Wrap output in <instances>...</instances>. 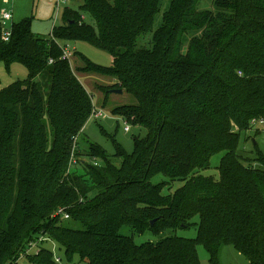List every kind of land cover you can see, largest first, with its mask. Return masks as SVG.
I'll return each instance as SVG.
<instances>
[{"label":"trees","instance_id":"obj_1","mask_svg":"<svg viewBox=\"0 0 264 264\" xmlns=\"http://www.w3.org/2000/svg\"><path fill=\"white\" fill-rule=\"evenodd\" d=\"M160 11L161 0H83L50 38L25 20L5 42L0 26V62L29 71L0 89V264L16 263L42 236L73 264H201L199 244L210 264H221L227 246L264 264V151L255 144L254 158L240 154L242 133L264 120V0H173L154 29ZM149 33L152 47L139 48ZM60 42L93 45L113 66L75 51V72ZM78 74L107 80L98 87L104 106L114 90L134 101L111 112L148 136L134 139L132 154L114 141L120 164L93 143L88 161L78 158L99 113ZM219 154V174H203ZM61 208L76 227L55 217ZM193 226L196 239L138 244L123 233ZM27 259L56 264L51 249Z\"/></svg>","mask_w":264,"mask_h":264},{"label":"rangeland","instance_id":"obj_2","mask_svg":"<svg viewBox=\"0 0 264 264\" xmlns=\"http://www.w3.org/2000/svg\"><path fill=\"white\" fill-rule=\"evenodd\" d=\"M172 2L173 0H161V11L156 17L154 29H158L161 26L163 15L169 10ZM58 3L59 0H9V3L5 4L3 0H0V26L4 31H8L12 24L30 20L32 22L31 30L35 35L50 38L54 28H59L63 25L65 10L69 8L79 11L80 4L83 3V0H69L67 4L62 3L59 10ZM5 11H9L12 14L11 21L7 22L3 19V13ZM85 21L93 23L87 18V16H85ZM152 41L153 35L151 33L141 36L138 40V47L150 48L152 47ZM60 44L63 46L67 45V43L63 42H60ZM67 46H69L72 53L78 51L97 65L107 68L113 66V57L109 53L104 52L93 45L88 43H72ZM72 62L73 68L76 72V68L82 65V63L78 57H74ZM28 76L29 71L23 64L13 63L8 71L5 64L0 62V89L9 87L16 81H24ZM78 76L88 91L94 94L95 98H93L95 107L98 112L101 113L100 116H93L85 126L80 138L79 146L76 147L80 154L78 158L88 161L86 158V151L88 150L89 144L93 143L105 150L112 160L116 161V164H120L119 159L114 157L116 154L114 141L120 144L127 153L132 154L135 151L134 139L138 138L140 140H146L148 136V131L146 129L135 127L131 123L125 122L122 118L113 115L111 112V110L116 107L131 104L134 101L128 94H112L109 102L104 106L105 93H103L98 87L110 85L107 80L100 76L87 77L82 74H78ZM127 127L130 128V131H126ZM255 144H258V147L264 151V125H258L251 130L242 133L240 154L243 158H254ZM221 157L222 154L213 157L211 160V168L204 171L203 174L206 176L218 175L219 173L217 169L220 165ZM163 179L166 178L158 176L155 178V182L158 183ZM181 184L182 183L179 182L173 183L172 192L180 187ZM165 192L167 193L168 191L166 190ZM198 220L199 219L197 218L195 221L198 222ZM63 223L64 226L68 228L76 227V223L69 221V219L65 220ZM123 233L129 236H134L135 241L138 244H142L146 242L157 243L174 235L196 239L198 228L193 226L186 230H168L161 235H156L151 231L140 235L126 229L123 230ZM54 243L56 244V242ZM42 248L50 250L52 245L50 242H47ZM197 249L201 264H210V256L205 246L199 244ZM33 252L36 253L37 251L33 250ZM220 261L221 264H249L246 257L234 246H227L222 249Z\"/></svg>","mask_w":264,"mask_h":264},{"label":"built area","instance_id":"obj_3","mask_svg":"<svg viewBox=\"0 0 264 264\" xmlns=\"http://www.w3.org/2000/svg\"><path fill=\"white\" fill-rule=\"evenodd\" d=\"M5 4H8L9 3V0H3ZM69 0H59V3H58V10H59V7L62 3L64 4H67ZM3 19L5 21H11L12 20V14L9 12V11H5L3 13ZM11 37V31H7L4 33V36H3V40L5 42H8L9 39ZM60 48L62 49L63 51V57L62 59L64 60H71L72 59V56H73V53L72 51L70 50L69 46H63L60 44ZM54 60H50V63H53ZM101 113H98L96 114V116H100ZM252 124H254L255 126H258V125H264V120H261L259 123L256 122L255 120L252 122ZM126 131H130V128L127 127L126 128ZM74 162V160H73ZM55 217H62V219L64 220H68L70 219V216L66 213V210L61 208L59 209V211H57L55 213ZM47 242H50L51 245H52V248H51V251L53 252V255H54V262L56 264H73V263H69L65 260L64 257H62L59 252H58V246L54 243L53 240L47 238L46 236H42L40 239L36 240L35 242H32L28 249H27V252L23 255H21V257L16 261V263H12V264H31L28 262V259H27V256H30V255H33V254H38L41 250V248L43 247V245ZM33 250H36L37 252L34 253Z\"/></svg>","mask_w":264,"mask_h":264},{"label":"water","instance_id":"obj_4","mask_svg":"<svg viewBox=\"0 0 264 264\" xmlns=\"http://www.w3.org/2000/svg\"><path fill=\"white\" fill-rule=\"evenodd\" d=\"M114 94H118V95H122L123 94V90H114L113 91ZM156 221H153L152 224H154Z\"/></svg>","mask_w":264,"mask_h":264}]
</instances>
